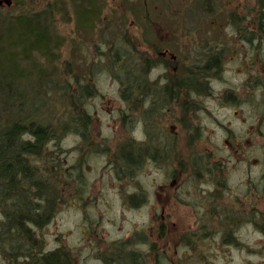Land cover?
I'll return each instance as SVG.
<instances>
[{"label":"rangeland","instance_id":"1","mask_svg":"<svg viewBox=\"0 0 264 264\" xmlns=\"http://www.w3.org/2000/svg\"><path fill=\"white\" fill-rule=\"evenodd\" d=\"M1 1V49L18 22L51 42L48 57L15 48L0 63L15 91L0 81V119L55 131L30 158L59 197L34 231L42 249L75 264H117L120 247L143 264H264V0H94L92 27L88 0ZM213 56L198 91L179 88ZM0 264L29 263L0 236Z\"/></svg>","mask_w":264,"mask_h":264},{"label":"trees","instance_id":"2","mask_svg":"<svg viewBox=\"0 0 264 264\" xmlns=\"http://www.w3.org/2000/svg\"><path fill=\"white\" fill-rule=\"evenodd\" d=\"M88 2L93 4L94 0H88ZM89 9L79 14V24L82 27H92L91 23L97 18L98 7L93 4L92 9L90 7ZM45 29L46 27L40 24L16 23L9 38L11 41L13 40L12 34L17 37L14 42L12 41L11 49L8 48L5 51L0 47V63L4 59L15 60L16 57L13 54H7L9 49L12 51L15 48H28L41 57H48L51 42ZM0 45L5 46L1 41ZM217 61V57L213 56L202 68L198 67L189 72L188 79L184 78L178 83L179 88L189 86V90L198 91L196 86L199 87L204 83H199L196 74L208 75L212 71L211 67L217 65ZM2 67L3 65L0 64V71H2ZM4 72L3 78H0L1 86L7 88L6 96L12 97L15 91L11 89L10 80L7 82L10 74L6 70ZM125 82L134 84V78L128 77ZM138 84L140 85L135 82V85ZM138 89L139 87H136V90ZM81 119L85 127L90 125V119L85 115ZM79 120V117L74 119L75 122H79ZM54 136V130L35 122L30 124L18 121L5 123L0 119V206L3 212L0 236L11 259L24 257L29 264H75L68 251H63L60 248L44 251L42 241L34 234L37 228H42L50 222L56 208V199L59 197H57L56 191L54 193V186L50 183L54 178L43 173V168L34 167L30 158L40 155ZM119 152L124 157L122 160L127 166L136 167L139 165L141 151L133 152L127 147L122 148ZM118 250L121 252L116 253L118 254L115 256L117 264H143L137 253H126L121 247ZM107 262L109 261L107 260Z\"/></svg>","mask_w":264,"mask_h":264},{"label":"water","instance_id":"3","mask_svg":"<svg viewBox=\"0 0 264 264\" xmlns=\"http://www.w3.org/2000/svg\"><path fill=\"white\" fill-rule=\"evenodd\" d=\"M7 5L10 3V0H6Z\"/></svg>","mask_w":264,"mask_h":264},{"label":"flooded vegetation","instance_id":"4","mask_svg":"<svg viewBox=\"0 0 264 264\" xmlns=\"http://www.w3.org/2000/svg\"><path fill=\"white\" fill-rule=\"evenodd\" d=\"M2 3V1L0 0V4Z\"/></svg>","mask_w":264,"mask_h":264}]
</instances>
